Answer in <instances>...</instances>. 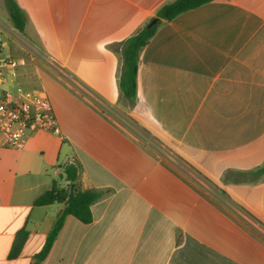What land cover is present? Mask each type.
<instances>
[{"label":"crops","instance_id":"0c3cea01","mask_svg":"<svg viewBox=\"0 0 264 264\" xmlns=\"http://www.w3.org/2000/svg\"><path fill=\"white\" fill-rule=\"evenodd\" d=\"M172 1L16 0L20 33L0 0V60H27L0 100L44 91L61 126L0 149V264L35 262L64 205L34 201L68 185V163L82 190L104 195L91 223L66 218L41 264H264V175H239L264 165V0H213L164 21L140 52L132 103L122 44Z\"/></svg>","mask_w":264,"mask_h":264},{"label":"trees","instance_id":"16d2710c","mask_svg":"<svg viewBox=\"0 0 264 264\" xmlns=\"http://www.w3.org/2000/svg\"><path fill=\"white\" fill-rule=\"evenodd\" d=\"M10 16V20L16 30L20 33L25 32L27 16L19 7L16 0H4ZM213 0H174L162 6L153 19H158L157 23L148 28V24L139 29L134 35L126 39L122 44L123 66L120 76V90L122 96L132 103L137 99V74L139 69L140 52L147 46L149 41L156 34L157 29L164 21H171L180 14L199 6L207 4ZM151 19L150 22L153 20ZM80 166L77 163H68L63 168V175L68 185L62 188L57 181L53 182L51 190L45 192L34 201V206H48L55 203L64 205L63 213L56 220L53 228L48 233L46 242L39 253L35 255L33 264H41L51 252L53 245L58 238L68 216L76 218L84 224H89L93 220L91 207L100 201L104 195L101 190L89 189L82 190L79 186ZM250 181H257L264 175V165L258 169L239 173ZM73 191L74 195L69 196ZM241 211L248 215L252 220L263 225L255 216L248 212L244 207L235 204ZM264 226V225H263ZM29 233L25 229L20 230L13 242L9 253V259L19 257L28 239Z\"/></svg>","mask_w":264,"mask_h":264},{"label":"built area","instance_id":"2783aa9c","mask_svg":"<svg viewBox=\"0 0 264 264\" xmlns=\"http://www.w3.org/2000/svg\"><path fill=\"white\" fill-rule=\"evenodd\" d=\"M24 57H4L0 60V82L8 76L16 78L24 67ZM8 70V74L4 70ZM45 131L60 135L61 126L54 103L44 91H5L0 100V149L22 150L31 135Z\"/></svg>","mask_w":264,"mask_h":264},{"label":"water","instance_id":"95a60500","mask_svg":"<svg viewBox=\"0 0 264 264\" xmlns=\"http://www.w3.org/2000/svg\"><path fill=\"white\" fill-rule=\"evenodd\" d=\"M158 19H153L149 24H148V28L153 27L156 23H157ZM74 195L73 191L70 192L69 196L72 197Z\"/></svg>","mask_w":264,"mask_h":264},{"label":"rangeland","instance_id":"374dc122","mask_svg":"<svg viewBox=\"0 0 264 264\" xmlns=\"http://www.w3.org/2000/svg\"><path fill=\"white\" fill-rule=\"evenodd\" d=\"M56 179L60 180L61 178L59 176L55 177Z\"/></svg>","mask_w":264,"mask_h":264}]
</instances>
